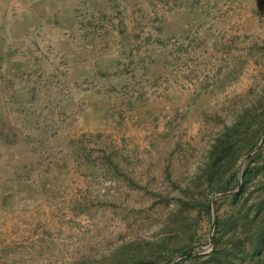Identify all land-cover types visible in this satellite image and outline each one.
Masks as SVG:
<instances>
[{
  "label": "rangeland",
  "instance_id": "1",
  "mask_svg": "<svg viewBox=\"0 0 264 264\" xmlns=\"http://www.w3.org/2000/svg\"><path fill=\"white\" fill-rule=\"evenodd\" d=\"M261 104L264 0H0V264H247L208 153Z\"/></svg>",
  "mask_w": 264,
  "mask_h": 264
},
{
  "label": "trees",
  "instance_id": "2",
  "mask_svg": "<svg viewBox=\"0 0 264 264\" xmlns=\"http://www.w3.org/2000/svg\"><path fill=\"white\" fill-rule=\"evenodd\" d=\"M259 107H261L260 113L257 112V110H251L250 108L244 110L232 125L226 126L222 129L220 135L216 138L208 153V164L211 166V174L209 177L212 175L217 176L219 170L221 171V165L225 163H235L255 148L261 134L264 132V105L261 104ZM235 150H237L236 153ZM260 158L261 165L253 166L252 164L254 161ZM263 176L264 144L245 163L242 173L243 185L237 194L229 198L232 201V204L242 198L249 183L256 178ZM229 190L230 189L226 187H218L215 189V192H227ZM263 208L264 197L253 207V213L251 216L248 214L243 215V213L240 212L238 215L239 221H242L243 225L251 224L253 220L258 217L260 212H262ZM255 227L256 230L252 237H250L253 238L254 241L252 240V242L246 243L248 244V251L247 248H245L246 244L244 242H242V244L240 242H234L231 252L242 253L245 257L243 261L247 260V264H264V256L262 255L264 249V224L262 223ZM175 264H231V261L223 263L222 253L218 248H215L210 255H189Z\"/></svg>",
  "mask_w": 264,
  "mask_h": 264
},
{
  "label": "water",
  "instance_id": "3",
  "mask_svg": "<svg viewBox=\"0 0 264 264\" xmlns=\"http://www.w3.org/2000/svg\"><path fill=\"white\" fill-rule=\"evenodd\" d=\"M264 144V134L263 136L261 137L259 143L257 144V146L250 152L248 153L242 160L241 162V165H240V168H239V173H238V184H237V188L232 191V192H228V193H223V194H219V195H216L212 198L211 200V207H212V214H213V221H212V227H214L215 225V201L217 199H220V198H223V197H228V196H232V195H235L239 192L240 188H241V184H242V173H243V168H244V164L247 162V160L253 156L259 149L260 147ZM212 241V238L210 237V243ZM201 251L200 250H197V251H193V252H190V253H186L184 255H181L179 258H183L185 256H188V255H191V254H199ZM179 258H175L173 259L172 261H170L168 264H173L177 259Z\"/></svg>",
  "mask_w": 264,
  "mask_h": 264
}]
</instances>
